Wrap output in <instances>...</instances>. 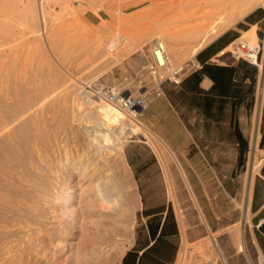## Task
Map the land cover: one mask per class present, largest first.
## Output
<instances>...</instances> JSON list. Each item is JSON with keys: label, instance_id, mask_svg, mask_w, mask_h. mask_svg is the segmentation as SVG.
<instances>
[{"label": "rangeland", "instance_id": "1", "mask_svg": "<svg viewBox=\"0 0 264 264\" xmlns=\"http://www.w3.org/2000/svg\"><path fill=\"white\" fill-rule=\"evenodd\" d=\"M243 1L246 0H157L156 3L142 0L136 5L126 6V0H0V39L4 40V44L0 40V53L6 56L7 53L17 52L25 56L33 50L40 52L42 48L47 63L43 66L34 65L33 68L40 66L57 70L61 74L60 79L48 81L53 87L61 89L69 83L76 87L71 97L64 93L60 96V101L65 102L61 103L62 109L80 119V123H75L76 126L85 124L92 127L102 117L98 103H89L88 98L82 99L77 95L83 82L106 85L115 91H127L137 99L146 98L143 105L136 107L126 102L120 109L121 112L123 109L128 112L126 116L115 124L110 123V128L124 141L121 158L137 197L132 227L133 242L125 252L136 241L139 244L145 241L142 236L146 235L147 225L164 219L167 228L178 233L175 237L177 254L183 241L194 243L208 239L209 228L238 227L245 233L247 241L249 230L257 231L256 226L263 217L251 214L249 202L251 185L256 177H264V147L260 146L264 107V8L259 5L261 0L257 1V8L249 20L244 17L246 13L240 21L226 27L204 45L221 38L224 46L217 53L215 62L225 64L242 60L256 67L254 104L250 108L242 105L234 113L226 110L223 114L215 113L214 117H210L193 103L194 100L187 93L192 80L182 87L184 79L199 68L197 54L195 62L180 76L166 73L168 69L186 63L187 55L201 36L196 39L175 38L178 57H172L170 49L162 50L165 64L159 66L154 62L148 66L150 68L138 61L139 48L132 47L136 43L132 45L129 39H121L123 35L131 37L136 28L152 27L144 44L153 52V43L162 41L163 32H168L169 28L175 31L197 27L210 33L215 25L222 23L231 5L235 7L245 3ZM29 7H33L32 18H26L21 13L29 10ZM155 20H159V24L154 23ZM29 22L32 25H28ZM253 27L259 44L257 64L233 55V46L238 38H242L244 32ZM47 38L71 39L69 42L61 41L60 45L75 48L67 52L68 59L65 57L63 61L50 48ZM111 42L117 44L115 49L109 47ZM4 56L1 59L6 60ZM122 65L125 68V82L116 74ZM112 72L116 81L104 80ZM135 87L143 90L135 94ZM216 117L218 120H215ZM234 123L247 142L244 154L236 142ZM133 127H136L135 131ZM83 136L81 131L71 133L61 145L77 157L84 154L82 148L87 147ZM156 137L164 142L177 160L166 149L156 151L151 143ZM168 179L172 183L174 198L169 196ZM258 188L259 197L264 196V184ZM199 208L208 227L200 219ZM86 241L89 242L87 237ZM215 242L222 251L219 257L215 256L214 264H225L226 251L230 250L227 235L217 238ZM42 245L29 251L25 246L4 245L0 247L3 252L0 264H72L75 255L72 250L46 251L42 255Z\"/></svg>", "mask_w": 264, "mask_h": 264}, {"label": "bare ground", "instance_id": "2", "mask_svg": "<svg viewBox=\"0 0 264 264\" xmlns=\"http://www.w3.org/2000/svg\"><path fill=\"white\" fill-rule=\"evenodd\" d=\"M141 1L126 0L125 4L136 5ZM147 1L156 3L157 0ZM257 1H243L245 3H240L238 8L231 5V10L229 9L227 16L223 17L222 23L211 26L213 28L210 33L203 32L204 30L197 27L175 31L169 28L170 31L163 32L162 41L155 43L150 41L154 45L152 53L144 44V39L150 35L152 27L136 28L131 37L123 35L121 39L122 41L129 39L132 45L136 43L132 47L139 48L138 61L141 65L147 64L145 67H148L154 62L159 66L165 64L162 50L170 49L172 57H178L175 38L194 39L201 36L187 55L186 63L166 71L167 75L180 76L195 62V54L208 41L210 42L226 27L241 19L257 5ZM259 5L264 7V0H261ZM31 9L33 7L21 13L29 18L32 15ZM154 23L159 24V20H155ZM28 25H32V22ZM244 33L242 38H238V42L243 43L246 49H241L239 52L247 55L259 49V44L254 27ZM69 40L71 39H48L50 48L58 58H63V61L67 52L75 47L62 46L60 42H69ZM2 41L4 44V40ZM109 47L115 49L117 44L111 42ZM102 50L104 51V47ZM1 56L4 55L0 53V247L19 245L25 246L29 251L43 244L42 255L46 251H63L65 248L72 250L75 253L72 264H120L125 250L133 242L132 227L137 197L129 172L121 158L124 141L121 140V136L114 133L112 127L110 128V123L115 124L128 112L124 109L120 111L123 108L121 104L100 101L98 105L102 115L101 120H97L92 127L85 124L76 126L75 123H80V119L75 118L70 111H64L61 103L65 102L60 101L61 94L70 96L76 87L72 83L64 85L61 89L53 87L48 81L55 82L60 79L61 74L59 75L57 70L40 66L33 68L34 65L43 66L47 63L48 59L42 48L40 52L33 50L25 56L17 52L9 55L7 53L4 56L6 60L1 59ZM121 67L122 69L116 74L125 82L123 78L125 68L123 65ZM113 73L107 74L104 80L116 81ZM138 88L135 87V94L143 90ZM116 93L128 97L131 106L143 105L146 101L145 96L137 99L127 91L120 90ZM77 95L82 99L86 97V93L80 88ZM87 101L95 103L90 98ZM134 128L136 127L132 130ZM78 131L85 135L83 137L87 147L82 148L84 154L75 157L61 144L67 135L77 134ZM151 143L156 151L166 149L177 160L159 137L153 138ZM167 184L169 196L174 198L170 179L167 180ZM200 219L208 227L201 210ZM234 235L237 237V230ZM86 237L89 242L86 241ZM220 254L214 236L194 243L183 241L174 264H214L215 256L219 257ZM2 255L3 252L0 251V258Z\"/></svg>", "mask_w": 264, "mask_h": 264}, {"label": "trees", "instance_id": "3", "mask_svg": "<svg viewBox=\"0 0 264 264\" xmlns=\"http://www.w3.org/2000/svg\"><path fill=\"white\" fill-rule=\"evenodd\" d=\"M249 19L250 16L246 17V20ZM221 40L219 38L197 53L198 70L182 82L184 88L185 83L192 80L193 83L187 89V93L194 100L193 103L210 117H214L215 113L223 114L226 110L234 113L242 105L250 108L255 100L257 70L254 65L242 60L225 64L209 61L224 46ZM204 76L212 81L208 89L199 86ZM215 120H218V118L216 117ZM262 120L260 146L264 147V107ZM233 128L240 152L244 154L247 149V142L237 128L236 123H234ZM147 230L154 243L144 250L140 256H138L137 246L128 250L122 259L123 264H165L164 260L168 258L170 247H173V251L175 250L176 245H172L168 239L175 240L178 233L167 228L165 219L150 223L147 225Z\"/></svg>", "mask_w": 264, "mask_h": 264}, {"label": "crops", "instance_id": "4", "mask_svg": "<svg viewBox=\"0 0 264 264\" xmlns=\"http://www.w3.org/2000/svg\"><path fill=\"white\" fill-rule=\"evenodd\" d=\"M239 6L240 5H238L236 7L238 8ZM256 8H257V6L252 7L250 9V11L244 17L246 18L248 16H251L253 11ZM238 21H240V19ZM208 45H206L205 47H207ZM204 48L200 49L199 52L201 50H203ZM216 55H217V53L215 55H213L209 59V61L215 62ZM211 84H212L211 79L208 78L207 76H204L202 78V80L200 81L199 86L203 89H208V88H210ZM260 184H264V177L263 176L256 177V179L254 180V183L251 185V189H252L251 193L252 194H251V199L249 202L251 214L253 216L262 215L261 217H263L258 222L256 227H258L259 223H261L264 219V196L259 197V195H258V192H259L258 187ZM235 230H237V237H235V235H234ZM208 234H209V236H214L215 240L217 238L225 235V234L227 235V239L229 241L228 247L230 248V250L226 251L227 257L224 260L225 264H264V234L262 232H260L258 230V228H257V231L249 230L248 241L245 240V233L242 232L240 230V228H238V227H234L231 229L224 228V227L219 228V229L209 228ZM142 240H145V241L140 243V244L137 243V241H136L135 244L131 248H129L128 250L137 246L138 247V256H140L144 250H146L148 247H150L154 243V240H152L149 236L148 230H146V235L142 236ZM168 241L172 245H176V248L173 251V247L172 248L170 247V249L168 251V258H166V260H164V263L165 264H173L176 260L178 245L174 239H168ZM221 251H222V249H221ZM126 252L122 256V259L125 256ZM169 259H171V260L169 261ZM137 260H138V258H137Z\"/></svg>", "mask_w": 264, "mask_h": 264}, {"label": "built area", "instance_id": "5", "mask_svg": "<svg viewBox=\"0 0 264 264\" xmlns=\"http://www.w3.org/2000/svg\"><path fill=\"white\" fill-rule=\"evenodd\" d=\"M264 8V7H263ZM241 49H246L245 45L241 42H237L233 46V55H235L237 58L239 57H244L246 58L249 62L253 64H257V59H258V53L259 49L256 51L253 50L249 52L247 55H242L240 54ZM252 53H255L253 55ZM81 90L86 93V99L90 98L93 100L95 103L101 102H109V103H118L123 106L126 105V102H130V99L128 97H122L119 94L116 93L113 87H109L106 85H97V84H92L90 82H83L81 85Z\"/></svg>", "mask_w": 264, "mask_h": 264}, {"label": "water", "instance_id": "6", "mask_svg": "<svg viewBox=\"0 0 264 264\" xmlns=\"http://www.w3.org/2000/svg\"><path fill=\"white\" fill-rule=\"evenodd\" d=\"M204 48V47H203ZM199 52V51H198ZM197 52V53H198ZM196 53V54H197ZM258 230L260 231V232H262L263 234H264V219H263V221L261 222V223H259V225H258Z\"/></svg>", "mask_w": 264, "mask_h": 264}]
</instances>
